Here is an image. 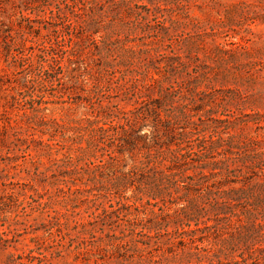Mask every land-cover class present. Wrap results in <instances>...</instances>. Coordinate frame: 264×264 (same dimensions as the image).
Returning <instances> with one entry per match:
<instances>
[{"label": "rangeland", "instance_id": "374dc122", "mask_svg": "<svg viewBox=\"0 0 264 264\" xmlns=\"http://www.w3.org/2000/svg\"><path fill=\"white\" fill-rule=\"evenodd\" d=\"M0 264H264V0H0Z\"/></svg>", "mask_w": 264, "mask_h": 264}, {"label": "trees", "instance_id": "16d2710c", "mask_svg": "<svg viewBox=\"0 0 264 264\" xmlns=\"http://www.w3.org/2000/svg\"><path fill=\"white\" fill-rule=\"evenodd\" d=\"M144 107L145 106H135L134 108H132V110L130 111V115L126 118V123L122 124L120 127L121 129L125 130L126 134L127 132H136V126H140L143 122H145L147 118V112L151 110ZM149 150L150 149L147 150V156L148 159L151 160ZM157 156H159V154ZM154 161H157L155 162L157 166L152 165V167H148L147 165L146 168L145 165L144 167H140L139 169L131 168L128 171V173H131L128 177V180H130V183L133 182V186H136L138 189H163L161 181L164 176V171L168 168V166L163 163L164 160H162V158L156 159ZM150 162H146V164H149Z\"/></svg>", "mask_w": 264, "mask_h": 264}]
</instances>
